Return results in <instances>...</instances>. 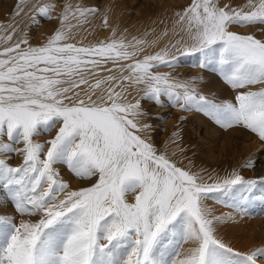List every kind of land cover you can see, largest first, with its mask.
<instances>
[{
    "label": "snow or ice",
    "instance_id": "snow-or-ice-1",
    "mask_svg": "<svg viewBox=\"0 0 264 264\" xmlns=\"http://www.w3.org/2000/svg\"><path fill=\"white\" fill-rule=\"evenodd\" d=\"M54 7L37 0L32 22L51 19ZM94 11L64 5L40 46L16 38L15 26L0 36V191L20 217L17 223L0 207V264H264V243L247 251L226 243L219 225L232 217L204 203L243 212L255 199L264 202V176L241 172L255 159L205 182L159 152L144 136L152 125L140 123L147 115L141 101L164 107L166 97L221 128L249 130L264 151V37L232 30L264 25V0L241 7L191 0L176 13L181 39L142 58V39L68 42L69 18ZM182 57L212 68L233 96L209 99L196 91V77L156 71ZM132 85L144 87L129 100ZM13 155L22 157L18 165L9 163Z\"/></svg>",
    "mask_w": 264,
    "mask_h": 264
},
{
    "label": "bare ground",
    "instance_id": "bare-ground-1",
    "mask_svg": "<svg viewBox=\"0 0 264 264\" xmlns=\"http://www.w3.org/2000/svg\"><path fill=\"white\" fill-rule=\"evenodd\" d=\"M127 1L130 0H39L42 4L50 3L55 7L50 13L51 19L41 18L38 24H34L31 19L30 9L37 3V0H0V36L11 31L10 26H15L19 29L16 33V38H27L29 43L33 46L43 45L59 26V16L63 11L64 5H70L73 9L76 7L92 8L95 9V11L81 21L75 18H69L67 23L71 24L73 27L71 28L70 40L68 42H78L88 45L111 39H123L125 43L134 42L133 38L142 39L147 42L138 45L139 48L143 49V52H141L137 58H142L143 55L152 54L165 46L170 47L172 43L181 39L183 33L179 30L180 26L174 23L177 19L176 13L181 12L189 4L173 12L166 8V10H164V8L161 7L162 5H156L153 9L150 7L142 8L139 4L126 7L125 4H127ZM224 4H230L233 7L245 5L235 4L232 0H225ZM224 4H220V6ZM20 9H22L20 15H16L15 13ZM105 19L107 20L106 24ZM140 19L142 21L137 26L135 22ZM232 30L240 34H254L259 38L251 26H247L241 32L234 26ZM165 32H167V35H164ZM2 46L3 41H0V47ZM193 60V57H182V63L179 61L176 67H167L166 72L170 73L171 76H175L176 80H187L191 77H196L197 79L195 80L194 87L200 89L204 81H209L211 79V75L206 78L201 69L194 70L192 68L194 64ZM186 62L190 63L185 65ZM107 67L111 68L112 64L109 63ZM206 70L209 72L210 69ZM108 74L119 75L118 71H114L113 73H102V75ZM203 76L204 78H202ZM143 87V85L129 86L127 92L128 99L133 100L140 97ZM226 88L228 92L232 93V95L234 94L232 89L228 86ZM211 95L217 100L230 97L222 87L212 88ZM164 98L165 97H162L163 100ZM145 105V103H142V108L147 115L140 119V123H148L151 124L152 127L144 132V136L154 144L159 152L166 154L177 166L199 174L202 179L207 182L209 175H207L204 172L205 170L202 169L201 166H198L195 160L191 158L188 147L184 144L183 140L179 141L178 139L179 135L182 138L185 133L177 129L179 127L177 122H175L176 113L172 108L168 107V102L165 101L164 107L157 104L149 105V103ZM202 129L201 127V130ZM173 133H178V135L173 136ZM261 144L262 142L257 137V142L251 145V147L253 146L252 148L255 149L261 146ZM207 156L214 162L219 161L214 156ZM252 157L255 159V166L251 168L250 176L248 172H245L243 175L249 176L248 178L264 176V156ZM13 159L14 161L12 162L11 160ZM21 159L22 157L13 155L9 163L15 166L21 162ZM64 178L69 181L73 188L77 187L80 183L76 178L71 177L67 173H65ZM257 192H259V189H257ZM3 194L4 192L0 191V196ZM131 197L134 199V194L129 193L127 195L129 202L133 200ZM205 202V204L211 203V207L208 208L212 210L214 215H219L222 211V209L217 210L213 208L216 207L218 203L210 200H206ZM0 207H8V205L1 202ZM3 210L5 213L7 212L5 209ZM222 215H230L232 217L226 221L231 220L233 222H238V220H235V213L230 214L229 212L223 211ZM252 234L253 231L251 230L245 235L246 237H251Z\"/></svg>",
    "mask_w": 264,
    "mask_h": 264
},
{
    "label": "rangeland",
    "instance_id": "rangeland-1",
    "mask_svg": "<svg viewBox=\"0 0 264 264\" xmlns=\"http://www.w3.org/2000/svg\"><path fill=\"white\" fill-rule=\"evenodd\" d=\"M224 1L225 0H218V3L224 4ZM232 1L235 4L247 3V0ZM190 3L191 0H130L127 1V4L125 5L126 7H129L130 5L139 4L142 8L150 7L152 9L156 5H162L161 7L164 8V10L169 9L174 12ZM141 21V19L136 21V25L138 26ZM234 27L241 32L247 27V25ZM251 27L259 38L264 37V25H251ZM193 62L194 64L192 65V68L194 70L201 69L206 78L211 75V79L209 81H204L200 89L195 87L198 93L207 96L209 99H215L211 95L212 88L222 87L230 96L225 98H231L233 96L232 93L228 92L226 88L227 85L224 84L218 73L213 71L212 68H208L210 69L209 72L206 69L204 70L200 68L195 59ZM189 63L190 62H186L185 65H188ZM177 64L174 67H176ZM166 68L167 67H160L156 69V71L166 72ZM171 77L176 80L175 76ZM202 78H204V76ZM164 101L167 102L166 97L164 98ZM141 103H145L146 105H148V103L149 105H156L148 100H142ZM168 107L172 108V110L176 113L175 122H177L179 127L177 129L185 133L182 138L180 135L178 136L179 141L183 140L184 144L188 147L191 158L195 160L198 166H201V168L205 170L204 172L209 175V177L214 178L216 176H222L231 171L233 168H239V166L243 164L249 156H264V151L260 150L261 146H258L255 149L252 148L253 146L251 147V145L257 142V136L249 130L241 127L224 129L214 124L203 113L196 110L184 112L178 107H173L169 103ZM181 117H184V119H181ZM201 127L203 128L202 130ZM46 138L47 134H44L42 136H37L35 139L39 142ZM207 155L214 156L219 161L214 162ZM11 161L13 162L14 159ZM241 172L242 174L248 172L250 176L251 168L241 169ZM249 176L245 177L248 178ZM207 182H210L209 178ZM1 192H4V196H0V203L4 202L8 205V207L2 208L7 211L6 214L16 215L12 207L9 205V194L6 191ZM206 206L211 207V203L206 204ZM213 208L217 210L222 209L219 215H222L223 211L229 212L230 214L235 213V220H238V222H233L231 220L224 221L219 225L218 236L226 243H229L231 246L240 251H247L264 243V202H261L259 199H255L246 205L243 212L221 203H218V205ZM19 219L20 217L16 215L17 223L19 222ZM251 230L253 231L252 236L246 237L245 234Z\"/></svg>",
    "mask_w": 264,
    "mask_h": 264
}]
</instances>
